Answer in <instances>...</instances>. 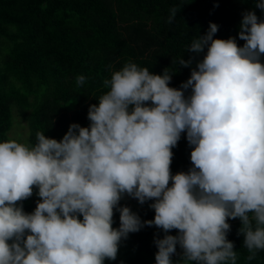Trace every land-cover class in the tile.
<instances>
[{"label": "clouds", "instance_id": "clouds-1", "mask_svg": "<svg viewBox=\"0 0 264 264\" xmlns=\"http://www.w3.org/2000/svg\"><path fill=\"white\" fill-rule=\"evenodd\" d=\"M256 6L264 12V0ZM217 31L209 22L186 49L204 55L180 88L169 86L172 72L129 62L104 81L108 90L89 105L87 127L72 123L59 141L37 132L34 145L0 142V264H104L145 225L165 233L154 238L155 264H174L177 245L176 264H235L228 218L240 219L249 260L264 249V20L242 13V46L214 38ZM182 132L194 146L193 167L172 175L171 149ZM33 186L41 200L25 213L17 202ZM125 193L141 204L152 199L154 218L141 221L119 206Z\"/></svg>", "mask_w": 264, "mask_h": 264}, {"label": "trees", "instance_id": "trees-1", "mask_svg": "<svg viewBox=\"0 0 264 264\" xmlns=\"http://www.w3.org/2000/svg\"><path fill=\"white\" fill-rule=\"evenodd\" d=\"M256 4L257 0H0V142L10 139L13 106L27 122L30 145L36 143L37 132L59 141L70 124L87 127L89 105L97 104L108 90L104 81L129 62L156 74L172 72L169 86L180 88L204 55L186 49L207 32L209 22L218 26L214 38L233 37L242 46L245 42L238 36L242 13L251 10L264 20ZM189 57L194 58L190 67L178 64L180 58ZM260 62L264 63V54ZM81 75L85 81L78 85ZM190 93L186 90L185 96ZM193 147L182 132L171 149L172 175L193 167ZM37 191L33 186L32 195L17 202L25 213H32L41 200ZM153 202L147 199L141 204L122 195L118 204L144 221L154 218L149 206ZM119 215L114 208L113 228L120 225ZM227 222L226 238L233 242L235 264H264V249L255 250V257L248 259L251 253L239 233L240 219ZM164 234L155 225L130 232L120 241L116 259L106 258L104 264H155L154 238ZM168 234L177 235L178 230ZM176 250L171 257L174 264L182 253L179 245Z\"/></svg>", "mask_w": 264, "mask_h": 264}, {"label": "rangeland", "instance_id": "rangeland-1", "mask_svg": "<svg viewBox=\"0 0 264 264\" xmlns=\"http://www.w3.org/2000/svg\"><path fill=\"white\" fill-rule=\"evenodd\" d=\"M7 136L10 139H14L19 143L29 144V128L27 122L19 115L15 107H12V124L11 128L7 132ZM38 195V191L35 193ZM126 200H132L133 198L128 194H123Z\"/></svg>", "mask_w": 264, "mask_h": 264}]
</instances>
